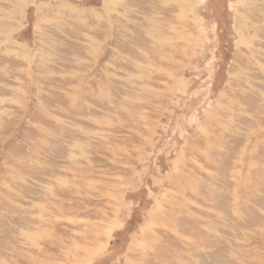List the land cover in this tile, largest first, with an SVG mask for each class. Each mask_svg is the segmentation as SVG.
<instances>
[{
    "label": "rangeland",
    "instance_id": "rangeland-1",
    "mask_svg": "<svg viewBox=\"0 0 264 264\" xmlns=\"http://www.w3.org/2000/svg\"><path fill=\"white\" fill-rule=\"evenodd\" d=\"M0 264H264V0H0Z\"/></svg>",
    "mask_w": 264,
    "mask_h": 264
},
{
    "label": "bare ground",
    "instance_id": "bare-ground-1",
    "mask_svg": "<svg viewBox=\"0 0 264 264\" xmlns=\"http://www.w3.org/2000/svg\"><path fill=\"white\" fill-rule=\"evenodd\" d=\"M42 230V229H41ZM35 232V231H34Z\"/></svg>",
    "mask_w": 264,
    "mask_h": 264
}]
</instances>
